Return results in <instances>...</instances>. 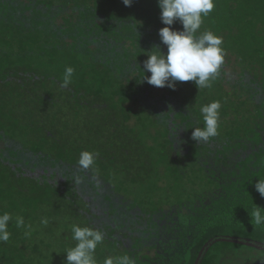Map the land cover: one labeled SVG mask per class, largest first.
I'll return each instance as SVG.
<instances>
[{"label": "trees", "instance_id": "obj_1", "mask_svg": "<svg viewBox=\"0 0 264 264\" xmlns=\"http://www.w3.org/2000/svg\"><path fill=\"white\" fill-rule=\"evenodd\" d=\"M165 26L157 0H0V214L13 217L0 264H66L73 224L103 232L97 264L125 255L134 264H195L218 235L264 242V227L250 216L254 205L264 208L254 187L264 179V0H215L197 35L222 37L236 74L222 65L210 88L185 81L160 92L142 79L153 48L167 53ZM172 27L182 30L179 21ZM69 66L75 71L64 88ZM213 101L221 103L219 135L197 143L200 108ZM145 115L151 127L134 126L155 142L137 139L139 153L119 145L120 122L103 129L117 116ZM82 151L97 154L87 170L78 166ZM134 153L136 168L157 163L160 184L166 167L175 174L187 163L201 182L152 206L114 182L113 166L131 169ZM202 264H264V251L219 242Z\"/></svg>", "mask_w": 264, "mask_h": 264}, {"label": "clouds", "instance_id": "obj_2", "mask_svg": "<svg viewBox=\"0 0 264 264\" xmlns=\"http://www.w3.org/2000/svg\"><path fill=\"white\" fill-rule=\"evenodd\" d=\"M133 0H123L125 6H131ZM160 9L161 22L166 25L159 29L161 43L167 46L164 54L158 46L154 47L148 59L144 61L143 78L147 83L156 87H168L175 90L176 82L193 81L200 89L210 88L212 82L220 74L224 63L225 51L222 47L223 38L209 30L197 35L204 18L215 8V0H157ZM179 21L182 30L172 26ZM73 67H66L61 87H68L74 75ZM145 72L151 73L145 77ZM220 101H213L200 108L204 126L195 127L192 131L194 141H208L219 135ZM178 131L174 133L175 139ZM97 154L82 151L78 166L87 170L96 161ZM80 181L77 180L76 183ZM255 190L264 197V179L258 177L254 185ZM251 220L258 227H264V208L254 205L250 212ZM12 215L5 211L0 214V242L7 243L10 239L9 222ZM42 223L47 224V219ZM16 226H24L23 217H16ZM72 239L76 241L74 247L66 251V264H97L95 250L104 240V234L99 229L71 226ZM104 264H134L125 255L117 259L107 257Z\"/></svg>", "mask_w": 264, "mask_h": 264}, {"label": "rangeland", "instance_id": "obj_3", "mask_svg": "<svg viewBox=\"0 0 264 264\" xmlns=\"http://www.w3.org/2000/svg\"><path fill=\"white\" fill-rule=\"evenodd\" d=\"M234 62L235 60L234 58H231L230 52H225L223 69L228 70V71L235 70V74H236V68H235ZM185 88H186L185 92L188 94L191 88L189 85H185ZM157 90L160 92L162 91L160 87H157ZM230 90L233 91L234 89L230 88ZM116 99H121V98L119 96L114 97L110 101L112 106L115 105ZM147 116L148 115H145L144 118L142 117L138 118L137 116H134V121H130V122L126 121L123 116L121 117L117 116L116 120H113L112 122H110L111 124L109 126L107 125L108 123L105 124L104 126L105 128L103 129L105 130L106 134H107V131L109 132L115 131L113 128L115 121L120 122L121 126L119 130L117 131V133L125 134L126 136H125V139L122 138L123 140L120 141L119 145L124 148L131 147L134 149V151H136L138 147L137 139L140 141V144L144 140L147 141V144H148V140H152L153 142H155L154 139L150 136V134H147L148 136L146 139L145 137L142 136L141 130L144 129L143 127H141V130H140L139 127L134 126L136 123L137 124L145 123L147 124V127L148 126L151 127L150 119ZM130 128L131 129L134 128V130L130 131ZM166 134L167 133L165 132L164 128L160 127L161 139ZM103 139L104 138H102V140ZM96 141L101 142L99 138H96ZM130 142H133V143H130ZM136 153H139V152L136 151ZM159 154H160V151H159ZM158 156H161V155H158ZM137 157L138 155H136L135 153H134V158L132 159L131 157V160H132L131 162L133 163L131 167L132 170L130 168H127V166H125L124 164H118L119 166L118 165L113 166L112 169L117 171V174L114 175L115 176L114 182L118 184L120 188H122V191H125L126 193L132 195L133 197H138V198L140 197L143 201L150 203V205L152 206L157 205L156 203H159L163 201L164 199L174 198L179 192H181L184 188H186V184H191L193 182H197L199 184L201 182L200 178L202 177V175L200 174V172L196 171L197 167H195L194 164L187 163L185 165H182L180 167L179 172L175 174H174V171L171 173V171L169 170V169L173 170V166L166 167L168 165L165 164L164 167L167 168V181L165 180L163 184H160L161 181L163 180V176L160 173L158 174L157 170L154 168V166L156 168L158 167L157 163H154L153 165L149 164L148 167H151L152 169L143 171L142 168H139V167L136 168L135 166L136 164L135 160ZM109 158L110 157L108 156V159ZM111 161L112 160L110 159L106 161L107 163H109V164H106V166L108 167L107 169H110L112 167ZM166 162H163V163H166ZM171 175H177V176H174V177L172 176L171 178ZM158 195L160 197H158Z\"/></svg>", "mask_w": 264, "mask_h": 264}, {"label": "water", "instance_id": "obj_4", "mask_svg": "<svg viewBox=\"0 0 264 264\" xmlns=\"http://www.w3.org/2000/svg\"><path fill=\"white\" fill-rule=\"evenodd\" d=\"M219 242L235 243V244L245 245V246L253 247V248L264 251V242H260V241H256V240H252V239L244 238V237H238V236L218 235V236L211 238L202 247L195 264H202L208 251Z\"/></svg>", "mask_w": 264, "mask_h": 264}]
</instances>
